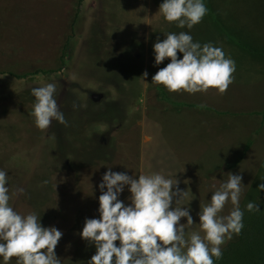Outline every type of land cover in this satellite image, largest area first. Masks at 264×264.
<instances>
[{
  "label": "crops",
  "instance_id": "1",
  "mask_svg": "<svg viewBox=\"0 0 264 264\" xmlns=\"http://www.w3.org/2000/svg\"><path fill=\"white\" fill-rule=\"evenodd\" d=\"M51 8L52 15H59V19L61 16V20L68 23L67 28L64 22L63 29L56 27L51 32L52 23L60 22L56 18L51 19L53 22L44 20L45 12ZM87 9L95 18L98 35L112 47L109 52L112 58L110 56L102 62L110 70L107 75L111 81V93H121L124 97L133 92L138 95V102L122 121H116L115 111H124L125 103L121 106H116V102L108 103V113L114 117L113 125H108V136L91 135L90 141L100 140L106 146L108 143V158L120 162V168L112 170L126 171L134 176L153 172L176 175L179 188L187 190V195L179 203L190 207L194 223H199L197 213L200 207L209 202L211 192L227 180L229 172L242 176L244 185L240 206L246 205L264 158V44H253L234 32L221 15L218 17L220 23H209L222 36L214 45L222 47L226 55L235 60L234 82L224 93L210 88L204 93L189 94L183 90L169 92L163 85L152 82L156 71L170 62L168 58L159 66H154L150 57L148 60L138 57L137 66L130 64L131 39L119 40L120 33L112 28L105 16L104 0H83L82 3L79 0H0V101L8 99L10 106L22 107L29 113V105L31 112L33 108L31 89L55 83L57 101L68 126L76 125V117L84 115V110L98 112L97 102L90 108L82 103L80 95L88 91L77 84L79 76L80 79L87 77L92 82L89 85L92 90L94 83L100 81L98 73L92 74L91 71V74L84 75L80 59H76L80 75L70 79L72 74L67 72L71 62L68 42L76 30L80 13ZM115 32L116 39L110 37L115 36ZM178 58L182 56L178 55ZM93 61L91 64L98 67L99 59ZM145 70L149 75L144 80L142 74ZM90 93L99 94L96 89ZM74 102L78 107L73 108ZM95 117L93 112L89 114L91 126L99 129ZM52 125L64 127L56 121L50 127ZM50 127L46 129L48 140ZM101 178L93 181L91 190L94 192L76 198L74 212L66 208V213L61 215L65 221L60 229L63 235L54 250L62 264H87V261L80 260V246L89 244L79 233L86 217L99 215L98 197L101 193L98 185ZM261 192H257L251 202L256 203ZM129 195L125 190L119 198L127 203ZM231 207L230 203L227 204L223 214L226 215ZM56 217L43 218V226L57 225ZM184 222L185 219L181 218V223ZM192 230L198 231L199 225H192Z\"/></svg>",
  "mask_w": 264,
  "mask_h": 264
},
{
  "label": "clouds",
  "instance_id": "2",
  "mask_svg": "<svg viewBox=\"0 0 264 264\" xmlns=\"http://www.w3.org/2000/svg\"><path fill=\"white\" fill-rule=\"evenodd\" d=\"M158 11L177 28L191 30L209 9L205 0H162ZM164 35L162 41L157 38L153 44L154 66L166 58L170 62L156 71L152 82L169 92L183 90L189 94L210 88L224 93L234 82L235 60L222 47L194 41L190 31ZM148 75L145 70L144 80ZM31 95L35 98L31 114L38 129H48L53 121L68 126L55 83L33 87ZM72 106L78 107L75 102ZM227 174V180L200 207L199 223H194L190 207L179 203L187 190L179 188L176 175L153 172L134 176L108 167L98 185L99 215L86 217L79 233L95 247L87 264H215L222 259L226 241L244 228V212L260 211L258 203L251 201L241 208L242 176ZM9 180L8 172L0 168V264H9L13 257L16 264H62L54 249L63 232L55 226H43L35 211H17L10 200L24 189L17 188L10 195ZM125 190L130 193L127 203L119 198ZM257 190L264 191V183L258 184ZM229 203L232 207L225 215ZM195 224L198 231L192 230Z\"/></svg>",
  "mask_w": 264,
  "mask_h": 264
},
{
  "label": "rangeland",
  "instance_id": "3",
  "mask_svg": "<svg viewBox=\"0 0 264 264\" xmlns=\"http://www.w3.org/2000/svg\"><path fill=\"white\" fill-rule=\"evenodd\" d=\"M207 1L215 16L208 11L202 21L191 30L186 27L177 28L175 22H168L163 18L158 11L162 0H104L105 16L112 28L120 33L119 40L130 37L128 61L133 66L138 65V57L146 60L150 57L153 64V44L157 38L162 41L165 38L164 33L167 32L190 31L194 41H199L201 44L206 42L214 44L222 36L220 31L209 22L220 23L218 18L220 15L234 32L246 37L249 42L264 44V0ZM51 13H53L52 8L45 12V21L53 22L52 18H56L57 22L60 20L58 24L52 23V33L56 27L63 29L64 22L67 28L68 23L65 20L62 21L61 16L59 19V15L54 16ZM99 28L105 33L102 26ZM48 32L46 29L45 34ZM110 37L116 39L117 32L115 36L110 35ZM68 48L71 54V62L67 67V72L72 74L70 79H74V75L79 76L81 71L84 75L91 74V71L92 74L98 73L100 81L94 83L95 88L92 90L89 86L92 83L89 78L80 79L79 76L77 79V84L88 91L80 95L82 103L90 108L97 102L98 112L84 110V115L80 114L76 117V125L61 128L52 125L51 137L48 140L46 139L48 132L35 126L30 105L28 113L22 107L10 106L8 99L0 101V168L6 170L10 177V195L15 193L17 188L24 189L23 193L12 195L10 204L21 213L35 211L41 216L42 225L44 219H52L54 215H57L55 219L58 224L55 227L59 230L63 228V222H65L61 215L66 213V208L73 210L76 198L86 197L94 192L91 190L93 181L98 180L108 167L120 168L119 161L108 158V143L106 146L105 142L100 140L90 141L93 133L108 136V125L114 123V117L109 115L107 110L108 103L116 102V106L125 103L124 111L122 109L115 111L116 121H122L133 108L132 106L138 102L137 93H129L125 97L121 93H111V81L107 75L110 70L107 69V64L102 62L103 60L106 62L110 56L112 58V54L109 55L112 47L98 35L95 18L88 9L80 13L76 30L70 36ZM96 50L99 52L96 53ZM178 55L182 56L179 52ZM115 57L117 58V55ZM119 57L122 61V56ZM96 58L100 62L98 67L91 64ZM76 59H80L83 64L81 71ZM119 65L121 66L122 62ZM95 89L99 94L90 93ZM34 99L33 97L30 100L34 102ZM91 112L96 116L95 121L99 129L91 126L92 121L89 119ZM259 168V174L248 201L255 199L256 193L259 192L257 185L264 183V158ZM80 251L81 261H88L95 253L91 244L87 247L81 245ZM55 253L58 256V252L55 251ZM9 264H16V258L13 257Z\"/></svg>",
  "mask_w": 264,
  "mask_h": 264
},
{
  "label": "trees",
  "instance_id": "4",
  "mask_svg": "<svg viewBox=\"0 0 264 264\" xmlns=\"http://www.w3.org/2000/svg\"><path fill=\"white\" fill-rule=\"evenodd\" d=\"M205 3L209 12L215 16L209 2L205 0ZM256 203L260 211L244 212V228L239 235H233L223 249L222 259L215 261V264H264V191ZM241 208L244 209L245 205Z\"/></svg>",
  "mask_w": 264,
  "mask_h": 264
}]
</instances>
